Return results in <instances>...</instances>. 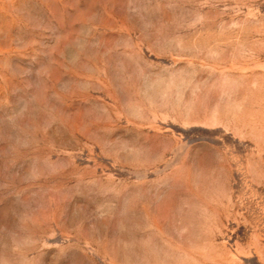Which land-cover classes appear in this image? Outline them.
I'll list each match as a JSON object with an SVG mask.
<instances>
[{
    "label": "rangeland",
    "instance_id": "374dc122",
    "mask_svg": "<svg viewBox=\"0 0 264 264\" xmlns=\"http://www.w3.org/2000/svg\"><path fill=\"white\" fill-rule=\"evenodd\" d=\"M0 264H264V0H0Z\"/></svg>",
    "mask_w": 264,
    "mask_h": 264
}]
</instances>
